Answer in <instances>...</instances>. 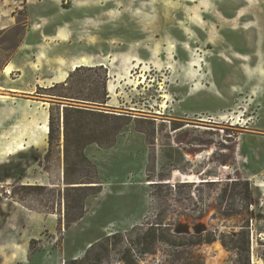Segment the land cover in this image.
<instances>
[{"label": "rangeland", "instance_id": "obj_1", "mask_svg": "<svg viewBox=\"0 0 264 264\" xmlns=\"http://www.w3.org/2000/svg\"><path fill=\"white\" fill-rule=\"evenodd\" d=\"M0 14V264H264V0H0ZM31 21L50 37L63 24L73 52L22 48ZM38 61L47 78L110 67L70 82L89 98L105 71L113 100L95 106L120 119L87 144L73 123L69 160L62 131L50 149L41 129L59 105ZM158 219L161 238L141 241Z\"/></svg>", "mask_w": 264, "mask_h": 264}, {"label": "trees", "instance_id": "obj_2", "mask_svg": "<svg viewBox=\"0 0 264 264\" xmlns=\"http://www.w3.org/2000/svg\"><path fill=\"white\" fill-rule=\"evenodd\" d=\"M102 66H96V67H87V66H77L73 72L68 75L69 77L61 83H56L54 86L49 87V88H42L44 90H48L50 93H47L48 95L51 96V98L56 99L52 100L51 102L58 103L59 105V110L55 111L56 108L54 106L55 103H52L51 108H50V123H49V144H50V149L55 145V141L58 138L57 132H61L64 135L65 138V155L66 159L69 160L70 156V149L68 146L69 143V137H70V128L73 123H75L80 129L85 125V130H86V137H87V143H91L94 141H100L96 139L95 135L96 132L99 130L97 126H95V122L98 121L99 119H113L117 120L120 119L119 116H116L114 114L106 113L104 111H101L97 108H90L87 107L84 104H92V105H97V106H105L106 103L108 102V90H107V81H106V74L104 71V76L102 75L101 78V94L97 92L95 89L93 91V94H90L88 96L89 98H85L87 96H84L82 94V90H79L78 93L76 94L75 92L70 91V82L71 80L75 77L76 74L82 71H95L98 72L99 70H102ZM81 82L84 83L85 80L81 79ZM94 83V82H93ZM96 84V83H94ZM56 91V92H55ZM39 92V91H38ZM42 93V92H39ZM92 95V96H91ZM61 100L63 101H68V104L66 106H63ZM77 102V103H73ZM82 103V104H78ZM73 120V122H72ZM93 124V125H92ZM112 130V129H111ZM116 130H112L113 134L116 133ZM77 134H80V131H76ZM90 133V134H89ZM115 141V138L109 139L107 143L109 145H112ZM88 160V159H87ZM66 174H67V168H66ZM84 183H89V184H95L98 182L95 181H88ZM210 183H215V182H210ZM158 185V183H155ZM83 187H97V186H83ZM159 220V219H158ZM163 219H160L159 222H151L149 223L148 228L145 229V231H142V239L141 241H154L156 239H160L161 235L164 234V229H162L163 224ZM113 236L119 237L122 239V234H114ZM108 240L109 236H106L105 241L103 243H100V247H104V249L108 250ZM131 248H126L128 252H130ZM242 258V254L240 255ZM248 259H250V256L246 255ZM85 258L74 260V263H84ZM130 264H134V262H130Z\"/></svg>", "mask_w": 264, "mask_h": 264}, {"label": "crops", "instance_id": "obj_3", "mask_svg": "<svg viewBox=\"0 0 264 264\" xmlns=\"http://www.w3.org/2000/svg\"><path fill=\"white\" fill-rule=\"evenodd\" d=\"M28 1L30 3V0H28ZM55 27H56V29H55L56 31L54 32V36L50 37L49 34H48L47 26L44 23L36 24L34 21H31L28 24L26 40H28L30 38L32 39L33 35H37L38 38L35 41H29L28 43H25V45L22 46V48H24V47L31 48L32 54L35 55L36 58H41L43 56H49L50 55V50H49L50 48L49 47L51 46L52 42L54 41L55 50H66V51H68V54H71L73 52V50L71 49V47L69 45L71 40L70 39H67V40L65 39L66 29H65L64 25L60 24V22H59V23L55 24ZM45 63H47V62L46 61L45 62L44 61H42V62L38 61L36 63V65L38 66V69H40V73H38L39 78L37 79L35 87L39 86V87H42V88L43 87L49 88V87L54 86L56 83L64 82L69 77L68 76L66 78V76L61 77L59 75H56V76H54L52 78L42 77V75L44 73H46V71H47L46 67H43V65H45ZM75 63H77V62H74V64ZM79 65L87 66V67L104 66V67L110 69L108 63H98V64L89 63L88 65H86L84 63H81ZM67 74L69 75V72ZM121 83L122 82L119 81V85H121ZM107 90H108V102L106 103V105L107 104L110 105L109 103L113 100V94H112L110 88H108ZM61 102H62L63 106H66L68 104V101H61ZM90 108L99 109L95 105L90 107ZM107 113H109V112H107ZM49 123H50V111H49ZM48 142H49V134H48ZM263 175H264V173H262L261 176H263ZM261 176L256 175L255 179H259V178H261Z\"/></svg>", "mask_w": 264, "mask_h": 264}, {"label": "water", "instance_id": "obj_4", "mask_svg": "<svg viewBox=\"0 0 264 264\" xmlns=\"http://www.w3.org/2000/svg\"><path fill=\"white\" fill-rule=\"evenodd\" d=\"M195 233H201L205 230V227L202 225H196L194 226ZM177 233H191L190 226L189 225H182L178 228H176Z\"/></svg>", "mask_w": 264, "mask_h": 264}, {"label": "built area", "instance_id": "obj_5", "mask_svg": "<svg viewBox=\"0 0 264 264\" xmlns=\"http://www.w3.org/2000/svg\"><path fill=\"white\" fill-rule=\"evenodd\" d=\"M253 184L256 186V187H259L264 195V175L259 178V179H255L253 181Z\"/></svg>", "mask_w": 264, "mask_h": 264}, {"label": "bare ground", "instance_id": "obj_6", "mask_svg": "<svg viewBox=\"0 0 264 264\" xmlns=\"http://www.w3.org/2000/svg\"><path fill=\"white\" fill-rule=\"evenodd\" d=\"M41 129H42V132L43 133H49V123H48V118L47 117H46V119L44 121V124L42 125V128Z\"/></svg>", "mask_w": 264, "mask_h": 264}]
</instances>
